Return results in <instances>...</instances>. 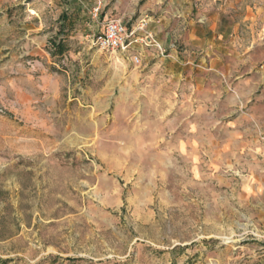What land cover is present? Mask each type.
I'll use <instances>...</instances> for the list:
<instances>
[{
	"label": "rangeland",
	"instance_id": "rangeland-1",
	"mask_svg": "<svg viewBox=\"0 0 264 264\" xmlns=\"http://www.w3.org/2000/svg\"><path fill=\"white\" fill-rule=\"evenodd\" d=\"M0 264H264V0H0Z\"/></svg>",
	"mask_w": 264,
	"mask_h": 264
},
{
	"label": "built area",
	"instance_id": "built-area-1",
	"mask_svg": "<svg viewBox=\"0 0 264 264\" xmlns=\"http://www.w3.org/2000/svg\"><path fill=\"white\" fill-rule=\"evenodd\" d=\"M102 1H99L93 8L94 16H99L102 10ZM148 21L144 17L136 27L129 28L128 25L122 20L117 18L107 19L104 23L103 30L93 37V44L102 50L116 53H129L133 61L140 62L141 58L138 54L131 53L132 46L139 41H143L146 45H153L162 50V46L157 43L152 33L146 32L144 37L138 36L140 30H144Z\"/></svg>",
	"mask_w": 264,
	"mask_h": 264
},
{
	"label": "trees",
	"instance_id": "trees-1",
	"mask_svg": "<svg viewBox=\"0 0 264 264\" xmlns=\"http://www.w3.org/2000/svg\"><path fill=\"white\" fill-rule=\"evenodd\" d=\"M55 46L60 52L64 51V45L62 44L61 41L59 43H57Z\"/></svg>",
	"mask_w": 264,
	"mask_h": 264
},
{
	"label": "crops",
	"instance_id": "crops-1",
	"mask_svg": "<svg viewBox=\"0 0 264 264\" xmlns=\"http://www.w3.org/2000/svg\"><path fill=\"white\" fill-rule=\"evenodd\" d=\"M139 1V0H138ZM119 3H122V0H119ZM149 5H152V3H150ZM149 7H147L148 9ZM134 12V11H133ZM147 15H145L144 17H146Z\"/></svg>",
	"mask_w": 264,
	"mask_h": 264
}]
</instances>
